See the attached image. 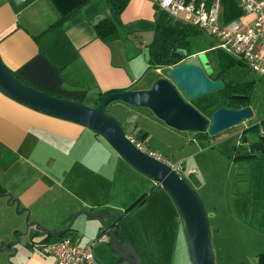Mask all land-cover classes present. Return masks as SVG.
Masks as SVG:
<instances>
[{"label": "rangeland", "instance_id": "1", "mask_svg": "<svg viewBox=\"0 0 264 264\" xmlns=\"http://www.w3.org/2000/svg\"><path fill=\"white\" fill-rule=\"evenodd\" d=\"M139 26L141 31L129 37L136 38L145 47L152 40L153 23L141 22ZM129 27L125 24L124 32ZM189 42L190 52L202 56L208 63L207 74L215 71L209 50L217 40L200 32L190 37ZM225 75L235 82H252L248 93L252 114L216 135L195 138L194 132L167 126L145 107L120 101H111L106 106V111L120 122L124 133L132 135L146 151L181 162L179 175L199 196L208 215L216 264H229L264 253V153H257L247 162L232 160L233 145L241 134L246 135L248 142L264 134V80L245 64L230 67ZM159 76H166V71L163 69ZM142 133L145 138L140 136ZM79 146L89 149L77 155L80 162L76 166L69 158L57 163L64 172L57 169V175L52 176L61 180L58 174L62 173L68 186L58 187L55 194L106 202L105 206L92 209L93 212L104 214L107 225H117L122 240L133 247L144 264H191L182 223L164 189L127 165L102 137L98 136L97 141L84 139ZM97 171L101 183L89 187L92 180L96 181ZM74 178L80 184L69 186ZM144 195L143 202L137 204ZM24 219L18 218L17 227L3 235L1 231L13 218L0 215V236H3L0 240H6L0 241V263L11 255V248L6 246L10 242L8 238H13L14 231L17 234L23 230ZM99 226L97 220L80 214L69 231L77 234L79 244H94L95 255L102 263L114 264L117 258L101 243Z\"/></svg>", "mask_w": 264, "mask_h": 264}, {"label": "crops", "instance_id": "2", "mask_svg": "<svg viewBox=\"0 0 264 264\" xmlns=\"http://www.w3.org/2000/svg\"><path fill=\"white\" fill-rule=\"evenodd\" d=\"M153 5L151 0H129L120 14L118 37L103 41L95 26L110 17L104 0L89 1L78 14L49 30L58 15L48 0H0V59L28 84L87 103L96 102L107 90L147 89L163 69L150 67L147 44L144 47L129 36L141 31V22L153 23ZM125 24L130 25L126 32ZM97 137L82 125L32 110L0 92V189L4 191L0 215L13 218L1 231L3 235L13 231L17 219L22 221L27 212L30 220L58 231L73 211H93L107 204L89 197L56 195L58 187L68 185L62 173L58 174L61 180L52 176L57 169L64 172L57 163L66 158L76 166L77 155L89 149L80 147L81 141H97ZM96 176L89 187L101 183L98 171ZM79 184L75 178L69 181V186ZM67 234L78 237L72 231ZM258 254L229 264H255ZM0 264H54V259L39 246L17 247Z\"/></svg>", "mask_w": 264, "mask_h": 264}, {"label": "water", "instance_id": "3", "mask_svg": "<svg viewBox=\"0 0 264 264\" xmlns=\"http://www.w3.org/2000/svg\"><path fill=\"white\" fill-rule=\"evenodd\" d=\"M201 57L192 55L180 64L169 67L165 70L166 76L158 77L147 89L112 92L94 103L60 97L25 84L0 59V92L32 110L82 125L102 137L127 165L154 181L171 198L182 223L190 263L216 264L208 215L199 196L168 164L138 149L126 137L120 122L106 111V106L111 101L145 107L167 126L181 131H206L209 136L250 117L252 111L248 106L239 109L219 107L207 117L190 103L196 97L222 86L220 80L207 77L205 68L208 63ZM247 148L250 153H264V143L260 140L250 142ZM80 214L98 221L99 236L103 238L101 243L109 247L117 258L114 264H144L133 247L120 240L117 225L111 228L104 222V214L88 209L72 212L67 225L58 231L50 230L37 221H29L27 212L23 230H19L17 234L14 231L12 240L6 246L13 253L17 251V247L32 249L52 239H58L70 230ZM39 234L42 235L40 239L37 238ZM94 256L100 264H104L95 254Z\"/></svg>", "mask_w": 264, "mask_h": 264}, {"label": "trees", "instance_id": "4", "mask_svg": "<svg viewBox=\"0 0 264 264\" xmlns=\"http://www.w3.org/2000/svg\"><path fill=\"white\" fill-rule=\"evenodd\" d=\"M54 10L57 12V19L47 30L60 26L64 21L78 14L81 8L91 0H48ZM110 17L98 23L95 26L97 35L103 40L108 41L118 37L117 27L121 25L120 14L127 6L129 0H104ZM222 13L225 20L240 17L242 14L235 0H220ZM153 16V36L152 40L147 44V62L152 68L168 69L174 67L184 60L188 59L192 52L189 48V38L202 32L197 27L174 20L167 13L158 9L154 4ZM210 59L214 64L215 71L207 74L212 80H220L222 86L210 93L196 97L190 103L203 115L209 116L210 113L219 108L226 107L230 109H239L249 106V89L252 82H235L229 80L225 72L236 64H242L239 59L225 53L220 49H210ZM11 71V70H10ZM12 72V71H11ZM12 74L20 79L23 83L28 84L16 73ZM30 85V84H29ZM123 89L107 90L99 94L96 102L100 101L104 96ZM145 138V134L140 135ZM195 138L208 137V133L194 132ZM258 140L264 143V136L257 135ZM232 160L236 163L247 162L253 160L257 153H250L247 148V138L245 134H241L238 142L233 145ZM165 158V157H163ZM192 175V172H189ZM0 189V195L3 193ZM146 195L139 199L140 204ZM12 201V199H11ZM67 234V233H65ZM255 264H264V253L256 256Z\"/></svg>", "mask_w": 264, "mask_h": 264}, {"label": "built area", "instance_id": "5", "mask_svg": "<svg viewBox=\"0 0 264 264\" xmlns=\"http://www.w3.org/2000/svg\"><path fill=\"white\" fill-rule=\"evenodd\" d=\"M158 9L174 20L197 27L212 35L220 49L239 59L264 80V0H235L242 14L225 20L220 0H151ZM221 16V19H220ZM126 137L141 151L181 170V162L163 158L153 151H146L132 135ZM94 244L80 245L71 234H64L41 244L40 250L54 259V264H100L93 254Z\"/></svg>", "mask_w": 264, "mask_h": 264}, {"label": "flooded vegetation", "instance_id": "6", "mask_svg": "<svg viewBox=\"0 0 264 264\" xmlns=\"http://www.w3.org/2000/svg\"><path fill=\"white\" fill-rule=\"evenodd\" d=\"M165 70V69H164ZM208 74H212L213 75V72H211V73H208ZM111 228H113L114 227V225H109ZM121 241H122V238L120 239ZM143 262V261H142Z\"/></svg>", "mask_w": 264, "mask_h": 264}]
</instances>
